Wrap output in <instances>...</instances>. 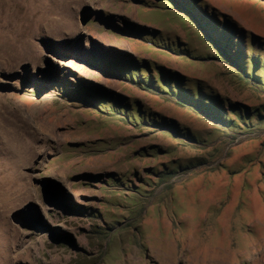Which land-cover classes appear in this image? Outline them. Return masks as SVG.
Segmentation results:
<instances>
[{
    "label": "rangeland",
    "instance_id": "obj_1",
    "mask_svg": "<svg viewBox=\"0 0 264 264\" xmlns=\"http://www.w3.org/2000/svg\"><path fill=\"white\" fill-rule=\"evenodd\" d=\"M204 1L264 37L263 2ZM175 4L0 0V264H264V126L226 138L110 69L125 64L135 81L146 68L154 80L157 67L192 94L196 85L264 106ZM138 117L173 121L193 146H209L154 156L153 145L177 142ZM220 144L214 162L180 172L170 192L146 173Z\"/></svg>",
    "mask_w": 264,
    "mask_h": 264
},
{
    "label": "trees",
    "instance_id": "obj_2",
    "mask_svg": "<svg viewBox=\"0 0 264 264\" xmlns=\"http://www.w3.org/2000/svg\"><path fill=\"white\" fill-rule=\"evenodd\" d=\"M173 1L193 17L202 35L204 34L209 37L210 41L205 39L206 42L217 50L223 61L234 68L232 70L233 78L239 83H243L254 88L256 91L264 93V59L261 61L259 54V51L264 52V37L254 32L244 31L230 16L215 11L211 7H206V2L204 0L199 2L195 0ZM259 1L264 3V0ZM201 8H206V11H201ZM130 64L132 63L128 65ZM142 64L146 66L147 62L142 61ZM111 65V71H115L114 74L119 78L132 81V83L142 91L148 93L156 92L157 94L170 97V100H174L177 106L191 110L199 115L226 138L231 137L232 134H240L243 130L251 131L264 126L263 105L252 107L243 103L237 104L235 102L232 103L227 100H221L216 94L209 95L202 93L196 85H193L195 93L192 94L188 88L181 86V80L177 75L165 73L157 67H153L157 72V76L154 77V80L150 77V71L146 68L144 70L147 73L145 77L146 81L138 78L136 73L133 74V78L136 79L133 81L132 76L125 75L123 71L125 64L113 63ZM128 65L126 67H128ZM134 66L138 68L139 64L135 62ZM140 70L143 71V69ZM84 96H89L92 100H94V98L96 99V97H93L94 94L92 93H85ZM224 104H226L225 108ZM122 108L125 111L127 105L122 106ZM137 120L139 122V128L146 127L151 130V134H164L177 142L176 146L168 148L153 145V151L156 152L154 156L169 157L179 152L177 150L183 152L186 148L205 151V147L209 146V141H198L197 143L200 147L193 146L191 142H194L195 139L189 137L187 134L185 135V129H180L173 121H166L161 118L146 120L143 117H138ZM216 146L217 147H214L210 154L204 153L206 156L205 159L198 160L204 157H197L196 160L198 162L193 160L191 161L192 163L186 162L184 165H180L179 161H175L173 163L171 162L169 165L161 164L156 170L148 169L146 173L153 175L156 180L155 183L159 186L163 185L164 190L170 192L180 172L191 173L196 167L205 165L206 158L210 157L213 159L216 157L217 159L223 151L224 146L221 144ZM180 159L179 157L177 160ZM217 164V166H219L220 163ZM110 177H113V175H110ZM132 177L138 180L136 174H133ZM140 182H142V184L144 183L143 180H140ZM128 184H132L131 180L125 183V187H128Z\"/></svg>",
    "mask_w": 264,
    "mask_h": 264
},
{
    "label": "water",
    "instance_id": "obj_3",
    "mask_svg": "<svg viewBox=\"0 0 264 264\" xmlns=\"http://www.w3.org/2000/svg\"><path fill=\"white\" fill-rule=\"evenodd\" d=\"M175 7L178 8V9H181V7H180L179 5H176V4H175ZM182 11H183V10H182ZM183 12H184V13H187L185 10H184ZM191 21L195 24V22H194L193 19H191ZM195 25H196V24H195ZM196 27H197L198 30H200L199 27H198L197 25H196ZM200 31H201V30H200ZM203 36H204V38H205L207 41H210V39H209L208 36H206V35H204V34H203Z\"/></svg>",
    "mask_w": 264,
    "mask_h": 264
}]
</instances>
